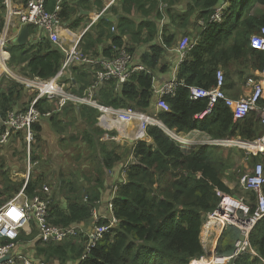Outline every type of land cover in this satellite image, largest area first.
Wrapping results in <instances>:
<instances>
[{"label": "trees", "instance_id": "16d2710c", "mask_svg": "<svg viewBox=\"0 0 264 264\" xmlns=\"http://www.w3.org/2000/svg\"><path fill=\"white\" fill-rule=\"evenodd\" d=\"M4 1L0 0V28L4 23L2 18L5 11ZM179 2L181 1L127 0L125 11L130 12L135 6V9L144 13L147 19L138 25L137 30H132V22L123 18L126 23L122 25V30L117 35H113V46L103 54L107 60H112L117 50L125 46L124 36L132 34L133 41L138 45H149V50L140 57L142 63L140 65L147 69V73L135 75L118 89L101 86L98 90L101 101L114 108L156 112L153 106L155 69L159 66L161 57L176 41V35L168 30L167 24L160 37L157 24L159 20H164L167 13L170 14L171 26L187 29L186 24L190 23V18L198 14V19L204 22L203 32L197 45H193L192 41L193 47L178 69V78L184 85L178 89L175 96L165 97L170 110H159L157 116L166 128L178 133L200 130L209 133L213 138H241L251 142L261 138L263 129L256 120V115L235 120L231 109L224 102H220L204 119H198L197 116L207 110L208 101L192 100L190 87L211 89L217 84V72L220 68L227 70L232 64L241 63L244 59L250 62L254 71H261L264 68V52L254 50L250 46L251 36L264 27V16L253 14L258 6L264 7V0H184L183 3H186L184 14L174 9ZM66 3L67 1L62 13L63 19L67 17ZM162 3L168 5L165 12L162 10ZM54 4L55 2L50 0L48 8L52 10ZM219 9H222L221 21L215 22L213 17ZM152 11L156 12L158 23L149 19ZM100 25L102 29L96 39L91 32H87L83 37L82 42L86 43L85 50L102 42L105 28L112 26L107 18L100 19L96 27ZM96 27L94 26V29ZM145 29L148 35L143 39ZM160 39L161 44L157 43ZM126 48L133 58L132 50L127 46ZM10 52L12 64L18 71L23 75L41 79L54 77L65 58L63 50L47 40L36 45L28 42V45L23 47L11 46ZM92 56L97 58L94 54ZM87 68L90 71V66L85 65H76L73 68L77 72L75 76L79 83L85 85L82 88L90 82L89 77L92 81ZM242 75L244 74L240 73V76ZM230 77L231 75L228 79ZM23 91L26 93L27 90L14 82L7 91L1 93V115L7 116L8 113L16 111L15 106L19 103ZM33 99L34 97L25 109L20 111H26ZM53 107L57 108V105L48 101L38 105L43 113L52 111ZM82 109L85 115L94 118V123L86 135L87 143L91 145L103 167L111 171L124 159V155L118 154L122 147H118L113 140H101L95 134L98 110L89 107ZM59 114L44 117L40 122L50 120L54 123ZM40 122L33 128L38 136L43 133ZM146 135L151 142L137 141L126 151L137 163L129 167L128 182L119 186L113 203L114 215L120 221L118 227L112 228L84 260H81L86 252V239L83 233L70 236L62 243L47 244L38 240L35 249L37 261L48 263L58 261L61 264H191L205 256L201 234L207 217L218 210L221 203L219 193L229 195L233 193L212 166L211 155L206 150L201 149L187 154L161 127L150 126ZM253 159L256 164L259 162L258 157ZM38 184L36 180L29 182L26 195L30 198L35 197ZM7 188L6 192L14 191ZM61 190L64 193L63 201L66 207L58 205L57 202L52 204L49 202L48 220L53 226L67 228L93 218L94 203L99 196L97 192H84L72 185H68L67 188L61 186ZM85 194L88 196L87 203L84 202ZM250 198L254 200L255 195L251 193ZM239 233L234 228L224 230L216 251L218 256H228L233 252L234 244H226V241L238 240ZM36 235L26 236L22 233L20 238L28 241L35 239ZM250 241L259 252L260 258L252 259L248 255H243L233 264H263L261 259H264V219L256 225ZM1 244L3 243L0 242Z\"/></svg>", "mask_w": 264, "mask_h": 264}, {"label": "built area", "instance_id": "2783aa9c", "mask_svg": "<svg viewBox=\"0 0 264 264\" xmlns=\"http://www.w3.org/2000/svg\"><path fill=\"white\" fill-rule=\"evenodd\" d=\"M50 0H24L23 8H18L13 4V0H5V11L2 13L4 19L3 26L0 28V77L4 76L10 81L16 82L25 88L34 97L31 106L26 111H12L3 116L0 114V145L7 144L15 135L25 134L26 140L31 143L34 139L33 128L42 118H49L54 113H61L66 107L73 105L74 107H89L98 110V125L106 130L119 128L120 135L125 136L129 128L134 126L131 131H135L137 141L147 138V129L150 126L163 128L173 141L184 151L188 152L190 144L195 145H213L224 146L229 148H241L253 154L254 156L264 155V134L261 138L251 142L240 138L212 139L206 140L192 139L184 133H178L175 130L166 128L157 114H148L144 111L133 109L114 108L105 105L96 95V90L100 84L115 80L119 85H123L128 81L134 72H147L144 66H131L132 56L126 49L120 51L112 60L100 59L96 60L84 55L80 49L81 38L72 40L69 47L64 46V38L62 33L67 29L64 25L62 13L67 0H51L54 1V8H48ZM118 0H113L112 4ZM163 7V4H161ZM221 10L219 9L213 17V21H221ZM28 26L30 32L29 43L36 45L47 40L58 45L65 53L61 69L50 79H41L39 77H29L21 74L11 63L12 40L14 29H21ZM66 34L70 37L71 31L67 30ZM252 49L264 52V27L258 33L252 35L250 39ZM191 42L189 39H183L178 46L180 54V63H182L191 51ZM76 65L90 66V74L94 83L84 92L75 90L72 83L75 82V76L72 70ZM178 67L175 68V74L172 79L163 85L158 91L159 101L157 112L159 110L169 111L170 108L165 101L167 96H175L178 89L183 86V82L178 78ZM174 73V72H173ZM261 76L264 77V68L261 70ZM226 77L223 71L217 72V84L211 89L202 87H190V96L194 101L207 100V110L198 115L197 118H205L211 114L214 108L224 102L234 115L235 120H242L249 117L252 113H257L264 127V87L261 83L255 81L250 82L252 87L251 94L239 101L228 97L225 91ZM48 101L54 103L57 108L47 113H43L38 105ZM137 123V125H135ZM126 128V130H125ZM134 135V136H135ZM134 162V160H133ZM133 164H127L125 169ZM29 180V178H28ZM240 185L243 190L249 194H254L255 199H245L247 197H233L229 194L219 193L221 203L218 210L213 214L223 216L227 214L226 210L235 208L232 213L236 217V226L240 232V238L235 243L234 251L228 256L213 255L210 260L217 258L212 264H232L239 257L248 255L260 258L259 252L252 246L250 237L256 225L264 219V165L257 163L253 172L244 175L240 179ZM48 192L49 188L45 187ZM113 201L110 204V214L106 217L98 218L96 209L93 211L92 227L86 230V226L80 224L67 228L53 226L48 218L49 198L43 196H35L30 198L26 195L25 189L20 195L12 198L9 202L0 207V260L9 257L6 262L0 264H61L58 261L43 262L28 258L24 253L18 252V245L21 243V234L24 232L28 235L32 234L35 225L38 230V239L43 243L53 244L62 243L70 236H77L83 233L86 239V252L81 260H84L88 254L97 246L111 229L118 227L120 221L115 217L113 212ZM102 216V215H101ZM207 217V218H208ZM209 217V218H210ZM208 218V219H209ZM106 222V223H105ZM229 225V224H227ZM231 225V224H230ZM233 225V224H232ZM34 226V227H35ZM225 228L222 229L224 231ZM264 264V259H261Z\"/></svg>", "mask_w": 264, "mask_h": 264}, {"label": "crops", "instance_id": "0c3cea01", "mask_svg": "<svg viewBox=\"0 0 264 264\" xmlns=\"http://www.w3.org/2000/svg\"><path fill=\"white\" fill-rule=\"evenodd\" d=\"M112 1L113 0H67L66 6H65V7H67V9H66L67 10V17H64V25H66L65 28L67 30L71 31L72 34L69 37L66 34L67 30L62 33V37L64 38V46L65 47L72 46L71 45L72 40H78L79 38H81L82 44L80 45V49L83 52V54L87 55L93 59L100 60L97 58L100 56H104L103 52L113 46V38L112 37L116 32L113 33L111 36L110 34H111L112 30L116 31V29H117V31L119 32L122 30V25L124 23H126V21L122 20L123 18H126V19H128V21L132 22V24H131L132 30H137L138 25L147 19L145 15H143L144 18H142V19L138 18L137 19V17L135 16V12H137V10L135 9V6L133 7L132 11H130V12L125 11L124 6H126L127 0H118L114 4H112ZM183 2H184V0H182L178 4H180L179 6H181V8H180L181 13L183 10H184V13H186V3H183ZM23 3H24V0H13V4L16 7L21 8V9L24 6ZM148 7L149 6H147V8ZM138 13L142 14V12H140V11H138ZM173 13L175 14L174 11H173ZM184 13H182V14H184ZM169 15L167 13H165V15H164L165 24L169 25L168 30H171V33L173 35H176V41L174 42L175 43L174 46H172L171 49H168L167 52L161 57L160 64L155 69L153 106L155 107L156 112L155 111L153 112L152 110L144 111L148 114H153V115L157 114V105H158V101H159L158 91L163 87L164 84L168 83L172 79L173 72H175V68L176 67L179 68V66L182 64V63H180V54L178 52L179 42L183 39H189L190 40L189 36H191L194 39L193 45H197V43L199 42V39H200V35L204 29V22L201 21V19H198V17H197L198 14H195V16L190 18V23L186 24L187 29L184 27H181L182 29L177 28L176 25L171 26ZM102 18H104V19L107 18V21L110 22L112 24V26L110 28L109 27L105 28V35L102 37V42L96 43L93 46H89L88 49L85 50L84 46L86 45V43L82 42L83 37L86 35L87 32H91V34H93V36L96 39L98 37V32L102 29L101 25L99 27H96V26L98 24V21ZM150 20L157 22L158 19L155 16H152L150 18ZM196 21H197V23H196ZM183 25H184V23H183ZM94 26L96 27V29H94ZM126 28H128V27H126ZM157 28H158L159 36L162 37L164 30H160L158 24H157ZM21 29H14L13 35L15 37L13 38V40L19 35ZM30 32L32 33L31 30H30ZM147 32H148L147 29H145L143 31V34H142L143 39H145L144 35L147 37V35H148ZM180 34H183L184 37L180 38L181 37ZM123 39H124V45L125 46L121 49H118L115 56H117L121 50L127 49L126 48V46H127L133 52V60H132L131 66H142V65H140V64H142L140 62V57L145 51L147 52L149 50L148 49L149 45H146V44H143V45L139 44L138 45L136 42L133 41L132 34L125 35ZM160 42H161V39H160ZM190 42L192 44V40H190ZM193 45H191V46H193ZM93 54L95 56H97V58H94L92 56ZM102 59H106L105 56L102 57ZM11 63H12V59H11ZM162 68H165V70L162 71L161 70ZM90 71H91V69H90ZM90 71L87 68V72H89V75H90ZM252 71H254V70H250L247 74L240 76L241 78L244 77L243 79L235 77L237 80L233 79L232 85L229 84L227 87L225 86V91H226V94L228 95V97H230L231 99L237 100V101L248 97L253 90L252 87L250 86L251 81L261 83L264 87V77L261 76V71H254V72H252ZM76 73L77 72L75 70H72V74L74 76L76 75ZM139 73H147V72H134L131 75V77L128 79L127 82H129L135 75H137ZM21 74H23V73H21ZM90 76H92V75H90ZM89 79H90V82L87 83V86L85 88H82L84 84L79 83L78 78L75 76V82L76 83L73 82L72 87L75 90H78L80 92H84L85 89H88L94 83L93 78H92V81H91V77H89ZM126 83H124V84H126ZM241 84H242V87H240ZM123 85H119V83L115 80H111L107 83L100 84L96 90V95L101 100V98L99 96V92H98V90L100 89L101 86H102V88L112 86L115 89H118V88H121V86H123ZM263 102H264V100H262L261 104ZM25 107H20V109H18L16 111L24 110ZM154 107H153V109H154ZM122 109H131V108H122ZM83 111H84V109H82V107H74L73 105H70V106L66 107L59 114V115H61L64 112L63 113L64 116L59 117V115H57L59 118L55 120L56 125H54V126L52 125V126L57 127L60 124V122L63 121V119H66L67 123H69V124L73 123L75 125H76L75 122L79 121L80 122L79 124L82 125V132L85 134L84 142L86 143L87 142L86 135H87L88 129H90V126H92V123H94V118H93V116H89L87 114L85 115L83 113ZM251 115H254V116L256 115V120L259 121L260 126L263 129V133H262V135H263L264 134V127L262 125L260 118L258 117V114L252 113ZM201 119H203V118H201ZM41 123H40V125H41L43 131L46 132L47 128L43 127V125ZM135 125H137V123H135ZM49 126L51 127L50 124H49ZM126 128H129V131H126L127 135L121 136L119 128L112 129L111 132L106 131V130L102 129L98 125V123L96 122V124H95V132L96 133L95 134H97V136L102 140L109 141L108 139H112L114 142H116L118 147L121 148V146H124L122 144V142L124 140H127V138H129V139L135 138V136H134L135 131L134 132L131 131V128H134V126L130 127V125H128ZM126 128H125V130H126ZM184 134H186V136H188L192 139L193 138L194 139H200V140H206L207 138L223 139V138H213L209 133L202 132L200 130H195V131H192L190 133H184ZM105 137L108 139H105ZM59 140H60V142L62 140H64L60 134H59ZM145 140H147L148 142L152 141L150 138H147ZM190 146H193V147H190ZM189 147H190V149L188 151H190V150H194V151L186 152L187 154H189V153L191 154L197 150L203 149V150H206V152H208L211 155L210 159H211L212 166L221 175L223 182L227 185V187L232 191L233 194H235L236 191L240 192L237 188V179H238V176L240 175V173H242L243 170H247V171H249L248 173H252L255 166H256V163H255L254 166L250 167V162L248 163V161H250V160L254 161L253 158L258 157L259 162L264 163V156L263 155L254 156L253 154H250L246 150L245 151L247 152L248 157L246 158V163H245V160H244L245 157L243 156L242 153H240V150H244V149H241V148L235 149V147L229 148V147H224V146L195 145V144H190ZM80 154H81V150L78 151V155H80ZM118 154L124 155V159H122L121 160L122 162L117 164L110 171V170L103 167V164L100 163L101 161L98 160L97 155L95 153H93V152L87 153V155L84 158H86V159L94 158L96 160V163L92 166V167H94L92 169L93 170L92 175L87 176V178L82 180V183H84V185L83 184L79 185V183H76V185H75V183L73 182V179H71V178L69 179L70 182L68 183V185H72L76 189L79 188V190H82L84 192L85 191H88L90 193L97 192L99 194L97 200L94 203V207L95 206L97 207V205L100 204V208H101L100 214H102V212H104V213L108 212V215L110 214V212H111L110 204H112L113 197L115 200L119 186L122 185L123 183L128 182V172L125 169L126 165L130 162L131 159H133L134 162L132 161V162H130V164L137 163L136 159L133 156H129L128 159L125 161V159H126L125 155L126 154L122 153L121 149L118 151ZM242 164H244V169L239 168V166ZM86 168L88 169V167H86ZM58 186L61 189V186H63V182H60ZM242 192L245 196L250 197V194L247 193L245 190H243ZM249 199H251V198H249ZM87 201H88V196L86 195L84 197V202L87 203ZM113 203H114V201H113ZM82 225L86 226V230H89L92 227V219H90L86 222H83ZM34 226L35 225L32 226V228H33L32 234H37L36 238L33 240L30 239L28 241L21 239V243L18 245L17 251L24 253L30 259L38 260L35 258L36 257L35 249L38 246V241H37L38 230H37V227L36 226L34 227ZM204 227H205V225H204ZM204 227H203V230H204ZM214 229L215 228H213V230ZM215 231H216V234L219 235L217 238L213 235V233H210V234L208 233V235L206 237H204V233L202 231L201 241H202L203 247L205 249V252H206V248L209 245H211L212 243H214V247H215V250H213V251H215V252L217 251L219 240H220L223 233L221 234L222 230L220 232H217V230L215 229ZM238 233H239V230H238ZM31 235H28L26 233V236H31ZM239 238H240V233H239ZM30 243L33 246L32 248L29 246ZM215 244H216V246H215ZM234 248H235V244H234ZM214 254L215 253H213V255ZM249 257L252 259L256 258V257H251V256H249Z\"/></svg>", "mask_w": 264, "mask_h": 264}, {"label": "rangeland", "instance_id": "374dc122", "mask_svg": "<svg viewBox=\"0 0 264 264\" xmlns=\"http://www.w3.org/2000/svg\"><path fill=\"white\" fill-rule=\"evenodd\" d=\"M162 4H163L162 10L163 12H165V9L168 8V5L166 3H162ZM179 5L175 6L174 9L178 12H181L180 11L181 6ZM182 13H184V10L182 11ZM253 14L255 16H264V7L258 6L253 11ZM143 15L144 13L139 14L138 11L135 12V16L137 17V19L144 18ZM155 15L156 12L152 11V14L151 16H149V19ZM158 25H159V29L163 30L164 27L166 26L165 20H161V21L159 20ZM113 33H115L114 35H117L118 33L117 29L116 31L112 30L111 35ZM180 35H181L180 38L184 37L183 34ZM189 37L190 40L194 41L193 37L191 36ZM144 38H146L145 35ZM157 43L161 44L160 40H157ZM219 70L223 71L225 74L226 87H227L229 84L232 85L233 79L237 80L235 77L241 78L240 73H243L245 75L250 70H252V67L250 62L244 59L241 63L232 64L231 67L227 68V70H225L224 68H220ZM227 73H229V75L226 76ZM173 74H175V72ZM230 75L231 77L230 79H228V76ZM0 79H1L0 95H2L1 93L7 91L10 85L13 84L14 82L10 81L4 76H1ZM240 87H242V84ZM31 95H32L31 93L27 91L26 93H24L23 91L21 99L19 100V103L16 105L17 107L15 106V108H17L16 110L20 109V107L27 106L28 102L33 97V95L32 96ZM63 113L59 115V117L64 116ZM59 117L57 116L55 120L58 119ZM49 122L45 120H43L42 123L40 122L43 125V127L47 128V131L46 132L43 131L41 135L38 136L33 130L34 139L31 141V143H29L26 140L25 134H20L12 138L7 144L0 145V207H2L4 204L9 202L12 198L16 197L17 195H20L23 189H25L26 192V188L29 182L31 181L34 182L35 180L36 182L39 183L35 194L36 196H44V197L47 196L51 204L52 202H57L58 205H63V207H66L63 201L64 193H62V190L58 186L59 183L63 182V186L67 188L68 183L70 182L69 179L71 178L73 179L75 185L76 183H79V185L82 184L84 185V183H82V180L87 178V176L92 175L93 173L92 169L94 168L92 166L96 163V160L94 158L86 159L84 157L87 155V153L90 152L95 153V152L90 144L84 142L85 134L82 132V125L79 124L80 122L76 121L75 122L76 125L73 123L69 124L66 122V119H63V121L60 122V124L57 127H53L54 125H56V122L54 123L51 122L49 123ZM48 123L51 125L52 128L49 126ZM59 134L64 139L61 142L59 140ZM105 139L108 138L105 137ZM108 140L110 141L112 139H108ZM136 142L137 140L135 138H130V139L127 138V140H124L122 142L124 146H121L122 147L121 152L126 154L125 161L128 159L129 156H131L129 153H126V151L130 149L132 147L131 145ZM111 143L112 142H109V144ZM79 150H81L80 155H78ZM192 151L194 150H190L188 152H192ZM240 153H242L243 156L245 157L244 160L246 163V158L248 157L247 152L245 150H240ZM132 161L133 159L130 160V162ZM249 162H250V167L254 166V164L256 163L255 161L252 160L248 161V163ZM258 163H262V162H258ZM262 164L264 165V163ZM86 167H88V169ZM239 168L244 169V164L240 165ZM248 172L249 171L247 170H243V172L240 173L237 179V188L240 192L236 191V193L231 196L244 197V198L247 197L242 192L243 190L240 185V179L244 175L248 174ZM20 185L22 186L20 187ZM7 187H9L10 189H14V191L6 192V190L8 189ZM45 187L49 188L48 192L45 190ZM249 198L250 197H247L245 199H249ZM95 209H96V216L98 218L108 216V212L106 213L102 212V214H100L101 213L100 204L97 205V207L95 206ZM208 218L206 223L208 222ZM95 220L96 218L94 217L92 222H94ZM224 228L225 230L234 228L238 231V228L236 226L230 224L226 225ZM203 233H204V237H206L208 233L209 234L213 233V235L216 238L219 236L216 234L215 229L213 230L212 227L210 230L204 229ZM37 241H38V237H37ZM236 241L234 239H229L226 241V244L233 245L236 243ZM29 246L31 248L33 247L31 243ZM213 250H215L214 243H212L206 248L205 256L196 261L208 260L210 261L211 264L212 261H214V260H210L213 257L212 256L213 253H215L214 255L217 254Z\"/></svg>", "mask_w": 264, "mask_h": 264}, {"label": "bare ground", "instance_id": "6f19581e", "mask_svg": "<svg viewBox=\"0 0 264 264\" xmlns=\"http://www.w3.org/2000/svg\"><path fill=\"white\" fill-rule=\"evenodd\" d=\"M137 135H139V133L136 134L135 137ZM234 210H235V208L227 209L226 215H223V216L215 215V216L210 217L208 219V222L206 223L204 229L210 230L212 227V228H215L217 230V232H220L227 224H231V225L233 224L234 225L236 222V217L234 216V213H232V211H234ZM213 260L215 261V263H217V261H218L217 258H214ZM214 261H212V263ZM191 264H210V261H208V260L196 261V262H192Z\"/></svg>", "mask_w": 264, "mask_h": 264}, {"label": "water", "instance_id": "95a60500", "mask_svg": "<svg viewBox=\"0 0 264 264\" xmlns=\"http://www.w3.org/2000/svg\"><path fill=\"white\" fill-rule=\"evenodd\" d=\"M29 38H30V29L28 26H24L19 35L12 41V46L14 47H17V46H26L29 42ZM222 215H224V213H221ZM224 231L221 232V234L223 233ZM240 240L243 241L244 238L241 236L240 237ZM9 259V257H6L2 260H0V263H3V262H6L7 260Z\"/></svg>", "mask_w": 264, "mask_h": 264}]
</instances>
